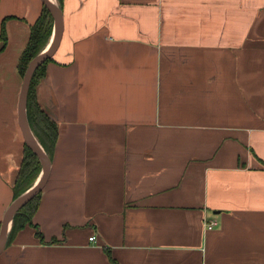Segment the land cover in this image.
Returning <instances> with one entry per match:
<instances>
[{
	"label": "crops",
	"instance_id": "crops-1",
	"mask_svg": "<svg viewBox=\"0 0 264 264\" xmlns=\"http://www.w3.org/2000/svg\"><path fill=\"white\" fill-rule=\"evenodd\" d=\"M42 5L0 0V221L24 144L17 60ZM59 8L36 90L57 126L43 240L25 226L0 264H264V0Z\"/></svg>",
	"mask_w": 264,
	"mask_h": 264
},
{
	"label": "trees",
	"instance_id": "trees-1",
	"mask_svg": "<svg viewBox=\"0 0 264 264\" xmlns=\"http://www.w3.org/2000/svg\"><path fill=\"white\" fill-rule=\"evenodd\" d=\"M56 1L58 6H60L61 0ZM8 18L4 17L0 24V52L5 48L7 43L5 20ZM52 29L53 18L43 4L39 16L30 26L28 41L17 60V71L21 79L23 78L28 62L45 47L52 33ZM51 60V57L46 59L33 71L26 100V118L28 125L49 157L53 152L57 139V126L38 102L36 90L38 83L46 74V65ZM40 170L41 164L38 157L24 142L20 165L12 186L13 200L33 184ZM40 195L41 190L13 215L11 227L6 238V245L10 244L16 232L25 226H31L39 241L43 240L38 226L32 221V217L39 205ZM56 241L53 238L50 242L53 243Z\"/></svg>",
	"mask_w": 264,
	"mask_h": 264
},
{
	"label": "water",
	"instance_id": "water-1",
	"mask_svg": "<svg viewBox=\"0 0 264 264\" xmlns=\"http://www.w3.org/2000/svg\"><path fill=\"white\" fill-rule=\"evenodd\" d=\"M42 4L49 11L50 15L53 18V33L52 40L50 42V46L44 50V48L38 52L27 64L26 70L24 72L22 82L20 85V90L18 94L17 100V119L18 124L23 136V140L26 145L34 152V154L38 157L41 170L39 173L40 179L37 183L32 185L26 191L21 193L17 198H15L5 210L2 219L0 221V253L4 249L6 238L8 232L10 230V223L12 221L13 215L19 211V209L25 205L37 192L41 190L45 181L47 180L49 168H50V158L42 148V146L35 141V139L31 136V131L29 130V125L26 118V100L28 88L30 85L31 77L33 71L46 59L50 58L55 52L59 40L62 34V13L57 5V3L53 0H41Z\"/></svg>",
	"mask_w": 264,
	"mask_h": 264
},
{
	"label": "built area",
	"instance_id": "built-area-1",
	"mask_svg": "<svg viewBox=\"0 0 264 264\" xmlns=\"http://www.w3.org/2000/svg\"><path fill=\"white\" fill-rule=\"evenodd\" d=\"M216 223L217 222L215 220L209 219V220H205L203 224H204V228L206 230H209V229H212L216 225ZM89 240H95V235H91L89 237Z\"/></svg>",
	"mask_w": 264,
	"mask_h": 264
},
{
	"label": "bare ground",
	"instance_id": "bare-ground-1",
	"mask_svg": "<svg viewBox=\"0 0 264 264\" xmlns=\"http://www.w3.org/2000/svg\"><path fill=\"white\" fill-rule=\"evenodd\" d=\"M53 1L56 2V0H53ZM51 40H52V37H51ZM51 40L49 41V43L47 44V46L44 48V50L50 46V42H51ZM29 128H30V127H29ZM29 130L31 131V129H29ZM31 136L35 139V141H36L37 143H39V142L37 141L36 137L33 135L32 131H31ZM39 179H40V177H37V181H36L35 183H37V182L39 181ZM35 183H34V184H35ZM34 184H33V185H34ZM30 187H31V186H30ZM30 187H29V188H30ZM10 226H11V223H10Z\"/></svg>",
	"mask_w": 264,
	"mask_h": 264
}]
</instances>
